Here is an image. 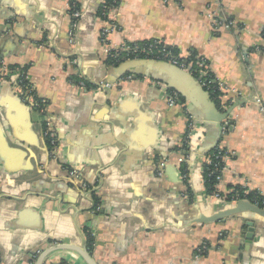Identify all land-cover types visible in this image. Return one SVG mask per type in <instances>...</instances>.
<instances>
[{"label": "crops", "instance_id": "obj_1", "mask_svg": "<svg viewBox=\"0 0 264 264\" xmlns=\"http://www.w3.org/2000/svg\"><path fill=\"white\" fill-rule=\"evenodd\" d=\"M103 2L79 0L75 22L66 0H0V264H37L47 251L42 264H87L74 249L95 264H264V215L212 198L202 179L220 147L228 154L220 191L264 196V0H120L108 14L118 27L110 47L160 41L180 57L195 53L232 89L222 103L185 70L106 65ZM207 8L234 27L214 29ZM22 76L45 101L57 158L43 137L46 117L14 96ZM76 80L111 87L85 92ZM232 92L247 103L230 110L222 135L217 121ZM189 117L198 122L187 138ZM203 243L209 250L198 254Z\"/></svg>", "mask_w": 264, "mask_h": 264}, {"label": "built area", "instance_id": "obj_2", "mask_svg": "<svg viewBox=\"0 0 264 264\" xmlns=\"http://www.w3.org/2000/svg\"><path fill=\"white\" fill-rule=\"evenodd\" d=\"M166 2V0H164ZM79 0H66V5L68 10L70 11L71 16L73 17L74 21L76 22L82 15L81 13V8L78 6ZM205 16L208 18L210 21L212 27L214 29L217 28H226L230 29L234 27L233 21H230L229 19L224 18L223 16H220L218 14V11L211 10L209 8L206 9ZM75 22L73 25V28L69 31L68 37H69V43L73 44V39H74V27H75ZM118 29L116 22H115V17L112 16L111 18L108 17L107 20H105L104 27L102 28L100 32V42L101 44L105 47V53L107 57L113 58L117 60L118 56H121V59H125L124 57H128L130 55L134 56L135 59H137L140 55L145 56V59H150V60H155V61H165L168 62L174 66L179 67L180 69H183L187 72H189L199 83L201 88L209 93L210 95H215V99L218 101V103H222V101H226L225 99L228 97V91L232 89H228L227 87H223L222 83L211 73L209 66L207 65L206 60L198 56L195 58V61L189 60V62L185 59L188 57H180L177 55H174L171 51H165L163 49L153 51V49L157 48V45L160 43H152L146 47H139V46H128L126 44L121 45L117 49H113L110 47V38L112 34ZM262 37L264 38V27L262 29ZM260 48H256L255 52H260ZM264 51V50H263ZM115 52V53H112ZM163 58V59H159ZM5 74V69L3 68L0 71V79H3ZM129 79L131 80V76H126L124 79ZM92 84L93 87L90 88V90L86 89V83L85 81H79V82H72L71 86L77 90L81 91H93V90H101L103 88H109L111 87V84L109 83H90ZM160 88H164L165 86L163 84L157 83ZM15 94L19 98V100L25 104L30 110H36L40 114L46 117L44 124H43V137L47 143L48 146V151L49 155L51 158H57L58 156V142L56 135L53 131L52 128V123L51 119L49 117V114L47 113V106L45 104V101L40 100L36 97L35 95V90L33 86L27 81L26 76H22V78L19 79V81L16 82L15 85L11 84ZM217 95H216V94ZM223 93V94H222ZM234 95L233 98L229 101V104L224 106L225 108H228L230 105L234 104L236 100H240L241 95L232 92ZM177 95L170 91L168 98H167V103L169 106H174L178 100H177ZM254 103L259 107L260 111H263L262 109V103L260 98L256 97L254 99ZM240 106L237 105L236 109H238ZM229 115L222 121V135L227 134L230 126V122L233 120V118ZM195 129L194 125V120L189 117L188 120V133H187V138L191 135L193 130ZM189 145V143H187ZM215 150V155L213 156H208L205 160L206 165H213L215 171H218L219 174L221 175L225 170V162L228 158V154L226 151H224L222 148L217 147L214 149ZM214 161V162H213ZM203 171V170H202ZM68 177L72 179H78V172L76 171H68ZM183 178H186V174L183 176ZM217 188V192H214L212 195H210L212 198L215 199H222L220 195V186L218 184L215 185ZM231 190H227L226 193H230ZM246 201V200H242ZM238 201H233V203H236ZM256 206V205H254ZM257 207V206H256ZM264 210V208L262 209ZM209 250V246L207 243H203L201 247L198 249V254H204Z\"/></svg>", "mask_w": 264, "mask_h": 264}, {"label": "trees", "instance_id": "obj_3", "mask_svg": "<svg viewBox=\"0 0 264 264\" xmlns=\"http://www.w3.org/2000/svg\"><path fill=\"white\" fill-rule=\"evenodd\" d=\"M120 4V0H104V2L102 3L100 9H99V15L103 20H107L109 17V13L111 11H113V9H115L116 7H118ZM79 6V3H78ZM154 44V43H160L159 45H157V48L153 49V51H157L160 49H163L165 51H171L174 55H178V51L174 48V47H170V46H166L164 43L160 42V41H147V42H140V43H127L126 45L128 46H139V47H146L150 44ZM115 53V52H112ZM198 55L193 53L190 54V57H188L187 60L189 62V60H193V62L195 61V58H197ZM125 59H121V56L117 57V60L108 57V59L105 61L106 65H118L119 63H121L124 60H132L135 59L134 56L130 55L128 57H124ZM137 59H145V56L140 55ZM159 59H163V58H159ZM161 61V60H160ZM208 65V63H207ZM82 80H76L75 82H79ZM86 83V82H85ZM86 89L90 90L91 87H93L92 84L86 83ZM170 93V92H169ZM216 94V93H215ZM217 95V94H216ZM215 97V95H212ZM227 103V102H226ZM214 156L215 155V150H213L208 156ZM214 162V161H213ZM182 173L183 175L187 174V168L186 165H184L182 167ZM219 177L220 174L218 171H215L213 165H206L204 164L203 166V171H202V179L204 182V186L206 188V192L208 195H212L214 192H217V188L215 187L216 184H218L219 181ZM231 192L230 193H226L223 191H220V195L222 197V199H224L226 202L232 203L233 201H242V200H246L248 202H250L253 205H256L258 208L263 209L264 208V196L259 192V191H250L248 189L245 188H241L238 186H233L230 187ZM93 199L94 202L97 204V198L93 195ZM91 237L90 235H88V244H91Z\"/></svg>", "mask_w": 264, "mask_h": 264}, {"label": "water", "instance_id": "obj_4", "mask_svg": "<svg viewBox=\"0 0 264 264\" xmlns=\"http://www.w3.org/2000/svg\"><path fill=\"white\" fill-rule=\"evenodd\" d=\"M126 62H128V64H129V63H138V62H143V63H147V64H151V65L163 64V65H168L169 67H173V68H176V69H179V70H183V69H180L179 67L174 66V65H172V64H170V63H168V62H165V61H155V60H150V59H132V60L130 59V60H126ZM188 75H189L190 78L196 83V85L199 87V89L202 90V91L206 94L207 98L210 99L209 94H208L207 92H205V91L201 88V86L199 85V83L197 82V80H196L193 76H191L189 73H188ZM129 76H131V80H133V81L137 80V77H136L135 75H129ZM120 79H122V77L119 78L118 80H120ZM156 84H157V83H156ZM157 85H158V84H157ZM158 86H159V85H158ZM161 89H162L163 91H167V89H170V86L165 84V87H164V88H161ZM13 92H14V91H13ZM14 96H15V98H16L18 104L23 105L24 107L26 106L25 104H23V103L19 100V98L17 97V95L15 94V92H14ZM246 103H247V102H246V99L236 100V102H235L233 105L230 106V109H228L225 113H223V114H221V115L219 116V119H218L217 122H218V124H219V126H220V133L222 132V121H223V120L229 115L230 110L236 108L237 105L242 106V105H244V104H246ZM186 108L188 109L187 104H186ZM193 120H194V119H193ZM196 122H198V120L195 118V120H194V125H195V126H197V125H196V124H197ZM232 126H233V122L231 121V122H230V126H229V128L231 129ZM214 146H215V145H214ZM236 204H237V205H247L248 207L253 208L254 210H256V211H258V212H260L261 214L264 215V210H262V209H260V208H258V207H256V206H254L253 204H251V203L248 202V201H238V202H236ZM59 248H61V247H59ZM74 251L78 252V253L83 257V259L85 260V262H86L87 264H95V263L91 260L89 254H88L85 250H84V251H80L79 249H74ZM47 252H48V251H47ZM47 252L44 253V254H42V255L40 256V258L38 259L37 264H42V261H43L44 257L46 256Z\"/></svg>", "mask_w": 264, "mask_h": 264}]
</instances>
